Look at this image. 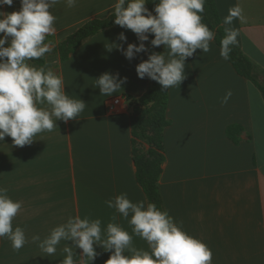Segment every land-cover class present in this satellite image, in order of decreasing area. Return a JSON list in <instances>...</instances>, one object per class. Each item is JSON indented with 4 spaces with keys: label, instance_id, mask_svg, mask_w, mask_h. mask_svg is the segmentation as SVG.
Segmentation results:
<instances>
[{
    "label": "crops",
    "instance_id": "obj_1",
    "mask_svg": "<svg viewBox=\"0 0 264 264\" xmlns=\"http://www.w3.org/2000/svg\"><path fill=\"white\" fill-rule=\"evenodd\" d=\"M214 1L224 31L225 27L239 31L235 46L264 81V0ZM114 2L78 0L72 8L56 5L52 9L56 32L45 43L51 41L53 50L87 22L106 19ZM237 5L243 20L234 19L226 26L228 10ZM19 9L20 0H13L11 7L0 11ZM122 32L126 42L119 40ZM139 43L131 30L116 25L84 41L67 61L58 53L50 54L46 68L63 79L66 94L82 100L85 109L76 119L56 121V128L37 134L31 145L14 146L7 136L0 141V187L13 201L22 202L12 224L22 228L29 241L33 235L43 240L69 216L100 219L102 233L110 222L132 233L128 221L105 201L126 193L133 203L148 204L136 178L131 126L133 104L151 85V79H140L136 72L148 52L130 61L116 48L106 47L122 44L126 50L128 44ZM144 43L147 48L148 41ZM161 47L167 57V49ZM104 73L127 78L109 97L96 88L95 80ZM228 91L232 95L224 104ZM120 96L127 101L116 113H109L106 102ZM167 119L166 160L159 182L165 210L183 231L207 245L212 264H264V98L260 90L222 59L213 39L209 52L197 49L186 59L185 79L169 89ZM230 126L243 129L238 144L227 135ZM0 241V264H60L66 255L65 241L53 256L31 242L14 251L6 237ZM132 243L148 250L139 237L134 236ZM94 247L98 255L91 264H106L111 253ZM75 254L81 255L82 250L77 248Z\"/></svg>",
    "mask_w": 264,
    "mask_h": 264
},
{
    "label": "clouds",
    "instance_id": "obj_2",
    "mask_svg": "<svg viewBox=\"0 0 264 264\" xmlns=\"http://www.w3.org/2000/svg\"><path fill=\"white\" fill-rule=\"evenodd\" d=\"M78 0H20L19 11H0V141L11 137L14 146L31 145L34 137L56 128V121L68 122L79 117L86 107L80 99L70 98L63 79L51 69L36 67L29 62L40 60L52 51L46 38L56 32V17L52 9L60 3L75 7ZM149 0H115L111 5L114 24L131 30L138 38L139 46L109 44L106 48L121 51L128 60L136 54L146 53L149 35L152 47L164 46L167 57L151 53L148 59L136 67L140 79L149 78L162 86L161 91L182 83L185 79V61L197 49L210 51L214 33L202 23L206 0H151L153 12L145 5ZM13 0H0V8L11 7ZM223 23L231 25L234 19L243 20L242 9L237 5L228 10ZM239 31L225 27L221 40L220 56L230 59L231 46L238 43ZM119 40L126 42L124 33ZM8 45L7 47L5 45ZM127 78L119 74L104 73L95 80L100 94L112 96ZM228 91L222 100L226 104L231 97ZM108 208L128 221L129 234L119 224L110 222L102 233L100 219L69 216L66 222L52 228L41 240L33 235L29 241L20 227L13 228L12 221L22 208V202L13 201L7 189L0 187V238H7L14 251L25 244H36L41 252L55 255L57 246L65 241V257L60 264H91L98 255L94 246L110 252L106 264H212V252L202 241L188 235L174 222L167 210H160L154 203H133L127 194H120L105 201ZM112 220H116L113 215ZM139 237L148 250L133 246V237ZM71 242V246L67 243ZM82 254L76 256V249ZM125 253H128L127 255ZM78 257V259L74 258Z\"/></svg>",
    "mask_w": 264,
    "mask_h": 264
},
{
    "label": "trees",
    "instance_id": "obj_3",
    "mask_svg": "<svg viewBox=\"0 0 264 264\" xmlns=\"http://www.w3.org/2000/svg\"><path fill=\"white\" fill-rule=\"evenodd\" d=\"M145 7L153 12L155 4L149 0ZM202 23L215 34L214 41L221 49V40L225 36L220 15L214 0H206L205 11L202 14ZM116 26L114 17L92 20L80 27L74 34L67 37L50 53L40 60H32L29 63L43 67L47 58L52 53H58L61 60L67 61L71 55L83 44L84 41L99 34L102 31ZM154 35H149L148 55L151 53L163 54L162 47H152L150 41ZM237 74L254 84L264 98V83H260L255 74L252 61L235 45L231 46L230 59L227 60ZM162 86L151 80L147 92L133 104L131 126L133 134V157L136 164V178L143 189L148 203H154L158 209L165 210L160 193L159 182L162 175V166L165 163L164 131L170 125L167 119L169 90L161 91ZM243 132L240 126H230L227 135L235 144L240 142ZM1 246V241H0Z\"/></svg>",
    "mask_w": 264,
    "mask_h": 264
},
{
    "label": "built area",
    "instance_id": "obj_4",
    "mask_svg": "<svg viewBox=\"0 0 264 264\" xmlns=\"http://www.w3.org/2000/svg\"><path fill=\"white\" fill-rule=\"evenodd\" d=\"M125 101H127V98L124 96L110 99L106 102V109L109 113H116L117 108Z\"/></svg>",
    "mask_w": 264,
    "mask_h": 264
},
{
    "label": "rangeland",
    "instance_id": "obj_5",
    "mask_svg": "<svg viewBox=\"0 0 264 264\" xmlns=\"http://www.w3.org/2000/svg\"><path fill=\"white\" fill-rule=\"evenodd\" d=\"M258 81H259L260 83H264V81H263L261 78H258Z\"/></svg>",
    "mask_w": 264,
    "mask_h": 264
}]
</instances>
